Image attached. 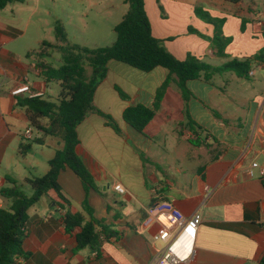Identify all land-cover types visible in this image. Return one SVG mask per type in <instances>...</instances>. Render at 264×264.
Here are the masks:
<instances>
[{"label":"crops","instance_id":"obj_1","mask_svg":"<svg viewBox=\"0 0 264 264\" xmlns=\"http://www.w3.org/2000/svg\"><path fill=\"white\" fill-rule=\"evenodd\" d=\"M144 4L153 36L178 59L189 54L211 58L212 66L219 67L229 59L245 60L264 52V12L256 0H144ZM197 7L224 20L223 35L232 38L225 49L228 58L218 56L209 40L188 30L192 27L213 37L214 26L196 16ZM18 11L13 4L0 10V209L10 207L3 191L15 185L26 196L32 195L26 178L47 173L59 142L49 138L33 144L25 156L18 153L25 130L32 129V138L36 132L24 108L16 104L18 97L29 94L16 96L12 90L27 84L45 98L59 91L58 83L46 82L36 65L46 60L21 42L25 29ZM42 42L38 38L37 43ZM107 68L93 103L112 118L121 117L113 118L119 131L97 113H89L76 128V151L96 188L86 194L71 169L61 171L63 199L49 191L28 209L22 256L16 264H155L162 245L150 209L161 200L171 201L186 216L201 214L186 264H260L264 177L252 163L264 168V58L249 64L246 77L226 71L210 81H187V99L179 91L174 95L180 103L173 101L171 106L168 98L176 84L170 81L155 117L142 132L123 120V112L135 105L154 108L156 93L168 81L169 72L161 67L143 72L113 60ZM214 94L225 96L229 104L211 101ZM170 107L172 112L179 110L186 122L159 124L157 119L165 112L170 116ZM229 108L233 111H225ZM116 185L124 191H116ZM85 198L93 217L120 235L103 240L98 250L88 246L77 250L81 228H65L66 213L89 221L82 207Z\"/></svg>","mask_w":264,"mask_h":264},{"label":"trees","instance_id":"obj_2","mask_svg":"<svg viewBox=\"0 0 264 264\" xmlns=\"http://www.w3.org/2000/svg\"><path fill=\"white\" fill-rule=\"evenodd\" d=\"M124 1L128 10L114 27L116 39L110 46L88 48L70 44L64 28L57 23L54 26L56 43L43 41L39 49L33 52L42 59L50 56L53 50L60 52L59 67H54L44 60L36 63L42 78L46 82H57L59 91L55 98H17L16 104L24 108L29 124L36 132L34 138H25L19 144L18 153L25 156L31 151L33 144H44L49 138L59 142L54 157L48 162L47 173L26 178L33 191L31 196H26L16 185L3 191V195L11 200V205L8 209H0V264H16L17 258L22 256L28 209L49 191L56 192L58 197L63 199L58 181L61 171L71 169L81 180L86 194L96 188L92 174L76 151L79 144L76 128L89 113H97L106 119L110 127L119 131L114 119L96 108L93 103L94 92L106 77L109 61L121 62L143 72H150L158 67L169 72L168 81L156 93L154 108L135 105L127 107L123 112V120L142 132L155 117L156 109L159 108L170 81L177 85L183 99H187L190 94L186 89L187 81H210L214 74L226 71L246 77L249 64L264 58V52H259L245 60L229 59L219 67L209 65L190 54L185 59H178L165 48L162 40L153 36L144 0ZM22 2L24 0H0V10L9 4ZM195 14L214 26L213 37H207L192 27L188 30L209 40L218 56L228 58L225 49L232 38L223 35L224 20L212 18L199 7L195 8ZM120 95L124 99L127 98L122 92ZM13 183L16 184V181ZM82 207L89 216V221L84 222L80 214L66 213L63 217L67 231L81 228L76 235L77 250L86 246L98 250L103 240L120 237L119 233L93 217L87 198ZM260 264H264V258Z\"/></svg>","mask_w":264,"mask_h":264},{"label":"rangeland","instance_id":"obj_3","mask_svg":"<svg viewBox=\"0 0 264 264\" xmlns=\"http://www.w3.org/2000/svg\"><path fill=\"white\" fill-rule=\"evenodd\" d=\"M256 1L260 4V11L264 12V0ZM248 2L250 3L251 0ZM12 4L19 8L18 18L25 29V36L21 42L35 50L39 49L41 45L37 43L38 38L42 41L56 43L54 26L57 23L64 28L70 44H79L88 48L110 46L116 39L114 27L128 10V5L124 0H24L22 3ZM30 14L32 16L29 18ZM44 59L54 67L61 65V54L58 50H53L51 55L44 57ZM201 60L212 65L211 58ZM171 87L174 92H171L172 94L168 98L170 106L174 104L173 101L180 103V100L174 95L180 91L179 88L177 85ZM56 95L54 91H51V98H55ZM221 97H223L222 101ZM211 101L223 103L224 106L229 104L225 96H218L217 94L211 95ZM169 109L171 110L170 116L167 117V112H165L162 117L157 119L159 124L171 126L176 122V126H178L179 122H186V118L179 110L172 112L173 108L170 107ZM231 109L233 108L225 111L231 112L233 111ZM237 109L235 110L237 113L241 112ZM114 116L115 120H121L120 116ZM225 118L224 116L223 120H226ZM27 187L32 190L30 185ZM159 245L162 244L159 243Z\"/></svg>","mask_w":264,"mask_h":264},{"label":"built area","instance_id":"obj_4","mask_svg":"<svg viewBox=\"0 0 264 264\" xmlns=\"http://www.w3.org/2000/svg\"><path fill=\"white\" fill-rule=\"evenodd\" d=\"M28 93L29 97L40 96V93L31 91L27 84H22L12 90L13 95ZM27 139L32 138V129L24 132ZM258 168L259 175L264 177V168L257 162L252 163ZM123 192L121 185L114 187ZM151 219L158 224L157 239L162 243L155 264H186L192 255L198 226L201 222L200 212L191 216L184 215L171 201L161 200L150 209Z\"/></svg>","mask_w":264,"mask_h":264}]
</instances>
